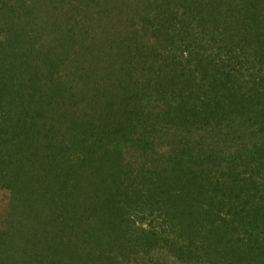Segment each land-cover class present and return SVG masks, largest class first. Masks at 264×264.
Returning a JSON list of instances; mask_svg holds the SVG:
<instances>
[{"label": "trees", "instance_id": "trees-1", "mask_svg": "<svg viewBox=\"0 0 264 264\" xmlns=\"http://www.w3.org/2000/svg\"><path fill=\"white\" fill-rule=\"evenodd\" d=\"M144 1L140 67L114 81L103 48L128 0H0V188L81 220L0 232V264H264V0ZM95 62L93 104L68 107L60 67L86 87ZM98 198L150 214L139 246L108 233L126 261L80 250Z\"/></svg>", "mask_w": 264, "mask_h": 264}, {"label": "rangeland", "instance_id": "rangeland-1", "mask_svg": "<svg viewBox=\"0 0 264 264\" xmlns=\"http://www.w3.org/2000/svg\"><path fill=\"white\" fill-rule=\"evenodd\" d=\"M140 1L141 0H128V9L126 11L125 17L123 21H126L123 23L120 21L119 26L122 27L120 28V34H116L113 32V30L110 31L111 33L109 35L110 42H108V47H104V59L111 62L117 69V70H112L110 72H106L109 74L110 77L114 78L115 80L122 79L124 76L129 75L128 73H131L133 70L137 69L140 67V58L138 55H140V51L144 53V50L140 48H135V46H140L139 43V38H137V31L140 33L138 30V26H140V21L141 19L146 16V11H143L142 8H140ZM144 1V0H143ZM145 3V1H144ZM76 6H81V4L75 2ZM146 6V5H145ZM148 12H150L147 9ZM89 16L88 13L84 10L80 14V18ZM118 21V20H117ZM89 39L92 38V33L88 36ZM141 38V35H140ZM161 38V37H160ZM142 39V38H141ZM143 40V39H142ZM159 41L163 42L162 39H159ZM107 46V44H106ZM155 48V46H154ZM207 48H211V45H208ZM175 49H180L178 46L173 48ZM231 54L233 55L232 57L233 60L236 61V56L237 53H235V50L233 48ZM170 52V50L165 51V53ZM59 54H61L60 51H58ZM234 53L236 56H234ZM173 54L176 56H179V53H176L173 51ZM129 55V56H128ZM105 56L107 58L105 59ZM236 57V58H235ZM131 58V59H130ZM101 60V61H102ZM238 62H241V60H237ZM100 62H95L91 66V71L94 76L91 77V84H89L88 80L86 83V87L83 85H79L78 82L76 81V77H74V73H72L69 69H66L67 65H62L61 72H59V76L57 77V81L60 83V87L65 91V102L68 107L70 108H77L76 110L78 111V108L81 107H86L84 105L88 100H93L92 104L94 102V98H89L91 94L97 93L93 87L96 86L99 82L98 77L100 76V72L103 71L104 69L102 68V65L99 64ZM236 66V65H234ZM77 82V83H76ZM143 81L138 80V78H135L132 81V86L139 84L140 86L142 85ZM113 91L111 93L108 92V96H114L116 88L112 86ZM138 89V88H137ZM146 91V89L144 88ZM118 91V90H117ZM139 92V91H138ZM106 96L105 98L101 99H108L109 97ZM139 98H140V93H138ZM83 110V109H82ZM79 114V112L77 113ZM80 115V114H79ZM47 117V115H45ZM57 121H52L51 117L48 118L47 120L44 119L42 123L45 126H51L55 125L54 128L59 127L60 119L56 118ZM58 122V123H57ZM29 153H31L29 151ZM34 156L30 157L33 159ZM22 180H25V177H22ZM20 181V180H19ZM46 187H49V182H47ZM44 185V187H45ZM26 190H24V187H21L15 191V197L12 195V193L6 189V188H0V232H6L7 234L12 232V233H20L22 234L25 238L29 237L30 235H33L32 230H35L38 232L39 230H42L45 228L49 229L52 225V222H57V216L59 212L66 214L67 216H71L72 222L70 224L76 228V231L79 230L80 232V226L77 224L81 220L79 219V215H75L73 213L72 216V211L70 210H65V207L68 206L66 203H62L63 208L60 209V205L58 206H52L48 202H42L41 196L39 193H29L28 194V200L27 203L24 202L23 198L25 195ZM100 197V196H99ZM60 200L58 196L55 195V201ZM69 205L71 204V201L68 200L66 201ZM102 199L98 198L97 202L93 199V209H94V214L91 217L92 219H89L84 213L80 214L83 218V220H93L91 221V225H94L95 223L97 224V227L92 228L88 224L83 226V230L85 232L86 239H83L84 243H87V249L86 246L83 245V248L81 247L80 250L83 251H93L94 253L99 250L100 246L102 249V254L107 253L108 256H111L113 254L118 261H126L125 257L121 258L122 253H118L119 250H117V244L113 242H109L108 233L110 230L114 229L115 224L120 228L121 234H122V239L123 240H128L131 245L134 246H139V243H143V240L145 237H149L148 232L149 229L147 228L150 216L148 211H138L137 207H134L131 205V208L129 204H125L122 208V211L116 208H106L105 204H101ZM104 202V199H103ZM29 207V208H28ZM92 208V207H91ZM124 210L127 215H130L129 217L127 216V219H124ZM48 214V215H47ZM47 216V217H46ZM51 220H50V219ZM67 222L70 221L68 218L66 219ZM61 224V223H60ZM77 224V226L75 225ZM71 225L68 226V229L66 232H68L71 229ZM61 228H64L61 225ZM96 233L99 237L95 242H93L94 237H96ZM69 235V234H68ZM76 235V233H75ZM74 233L71 232V235H69L70 238H77L75 237ZM76 249H79V246L75 244ZM62 248V247H61ZM63 250V249H62ZM64 251V250H63ZM125 253V252H123ZM66 251H64L63 254H56L58 258H63L66 257ZM130 259H139L140 258V249H138V254H129L128 255ZM67 258V257H66ZM68 259V258H67ZM105 262V261H103Z\"/></svg>", "mask_w": 264, "mask_h": 264}]
</instances>
